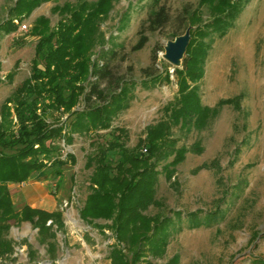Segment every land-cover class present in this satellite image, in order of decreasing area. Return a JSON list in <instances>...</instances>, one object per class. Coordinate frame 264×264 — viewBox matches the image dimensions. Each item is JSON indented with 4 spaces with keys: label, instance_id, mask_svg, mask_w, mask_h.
Masks as SVG:
<instances>
[{
    "label": "trees",
    "instance_id": "obj_1",
    "mask_svg": "<svg viewBox=\"0 0 264 264\" xmlns=\"http://www.w3.org/2000/svg\"><path fill=\"white\" fill-rule=\"evenodd\" d=\"M45 1L49 0H15L0 21V39L17 33L21 22ZM113 1L78 0L55 5L52 11L60 16L57 23L51 27L49 18L41 15L28 32L39 36L30 74L0 105V258L14 251V241L7 237L13 220L30 222L37 229L38 241L46 244L50 259H56V233L64 230L62 212L29 204L16 209L8 184L46 174L60 178L63 168L76 161L72 153L63 157L60 142L72 144L74 134L99 136L91 139L92 151L86 157L85 166L92 171L88 178L89 192L79 214L88 223L96 219L110 221L99 225L101 229H111L115 239L109 249L110 264H140L148 256L161 255L170 237L183 228L218 222L213 211L204 219L199 210L190 211L185 217L181 210H171V215L149 214L147 210L162 205L156 198L159 175L163 174L176 187L177 165L188 152L198 154L204 150L200 139L189 146L178 145L180 137L174 136V128L186 133L200 131L224 105L240 109L242 94L221 98L214 106L204 105L200 82L213 40L226 35L249 0H199L196 8L182 7L175 21L177 27L190 26V40L181 67L174 68L177 95L163 106L164 117L147 125L145 135L133 146L127 144L128 129L112 125L114 118L130 106L138 84L114 74L105 59L106 54H116L115 44L106 40L100 29ZM205 7L211 18L202 22ZM169 20L167 8L160 0H153L131 49H141L148 40L146 31L154 32ZM13 42L21 47L24 41L20 36ZM106 44L109 47L105 48ZM97 46L101 49L93 57ZM143 72L147 76L140 82L143 87L170 81L168 69L160 74L149 68ZM15 74L13 68L4 78L0 76V83L12 82ZM81 100L85 106L76 108ZM64 114L67 116L62 120ZM102 130L105 133H98ZM243 144L244 140L235 147L231 163ZM214 166H218L217 158L198 168ZM22 243H27L26 239ZM145 262L152 264L149 260ZM164 264H178L177 257ZM251 264H264V257H253Z\"/></svg>",
    "mask_w": 264,
    "mask_h": 264
},
{
    "label": "rangeland",
    "instance_id": "obj_2",
    "mask_svg": "<svg viewBox=\"0 0 264 264\" xmlns=\"http://www.w3.org/2000/svg\"><path fill=\"white\" fill-rule=\"evenodd\" d=\"M14 1L0 0V21ZM77 1L42 2L21 22L17 33L2 36L0 76L4 78L13 68H16V74L12 82L0 83V105L30 74L39 37L28 35L34 20L44 15L52 27L60 18L52 8ZM152 1L114 0L100 24L105 39L115 44L116 54H106L105 58L111 71L138 82L130 106L112 121L113 126L128 129L129 146L145 135L147 125L164 117L163 106L177 95L174 68L181 64H171L163 53L167 42L186 30V27H177V14L184 5L196 8L199 0H160L169 12V22L154 32L146 31L147 42L141 49L132 50ZM210 18V11L203 8L202 22ZM22 24L26 28H22ZM20 36L24 42L18 47L13 41ZM107 47L109 44L105 45ZM100 49V46L95 48L93 57ZM144 68L155 74L168 69L170 81L143 87L140 82L147 77ZM200 93L202 103L209 105H214L219 98L242 94L240 109L224 105L200 131L186 133L174 128V136L180 137L178 145L189 146L200 139L204 150L198 154L188 152L184 161L177 165L176 187L163 174L159 175L156 198L162 205L150 206L147 213L171 215V210H181L185 217L186 213L199 210L205 219V215L213 211L218 222L183 228L170 237L161 255L148 256L140 264H145L146 260L164 264L174 256L178 264H251L253 257H264V0H249L226 35L213 40L204 65ZM84 106L81 100L76 108ZM66 116L62 115L61 119ZM98 133H105V130ZM97 138L98 135L74 134L72 144L60 142L63 157L72 153L76 158L74 164L68 163L63 168L60 178L46 174L23 183L8 184L16 209L29 204L46 210H60L64 230L56 233V259L51 260L46 244L37 239V229L30 222L12 220L7 237L14 241V251L10 256L1 257L0 264H110L108 254L115 239L111 229L99 227L110 221L96 219L88 223L79 214L89 192L88 178L92 171L85 166L86 157L92 151L91 139ZM242 140L244 144L231 163L233 151ZM214 158L218 160L217 167L198 168ZM23 239L27 243H22Z\"/></svg>",
    "mask_w": 264,
    "mask_h": 264
},
{
    "label": "water",
    "instance_id": "obj_3",
    "mask_svg": "<svg viewBox=\"0 0 264 264\" xmlns=\"http://www.w3.org/2000/svg\"><path fill=\"white\" fill-rule=\"evenodd\" d=\"M190 40V26L183 34L177 35L173 40L167 42L163 57L175 66H179L185 54L186 47Z\"/></svg>",
    "mask_w": 264,
    "mask_h": 264
},
{
    "label": "crops",
    "instance_id": "obj_4",
    "mask_svg": "<svg viewBox=\"0 0 264 264\" xmlns=\"http://www.w3.org/2000/svg\"><path fill=\"white\" fill-rule=\"evenodd\" d=\"M224 98H227V97H224ZM219 99H221V98H219ZM219 99H218V100H219ZM218 100L215 102V104L218 102ZM215 104H214V105H215ZM204 105H207V106H214V105H209V104H204ZM50 211H51V210H50Z\"/></svg>",
    "mask_w": 264,
    "mask_h": 264
},
{
    "label": "built area",
    "instance_id": "obj_5",
    "mask_svg": "<svg viewBox=\"0 0 264 264\" xmlns=\"http://www.w3.org/2000/svg\"><path fill=\"white\" fill-rule=\"evenodd\" d=\"M21 27L22 28H26V25L25 24H22ZM143 151H145V149H143Z\"/></svg>",
    "mask_w": 264,
    "mask_h": 264
},
{
    "label": "bare ground",
    "instance_id": "obj_6",
    "mask_svg": "<svg viewBox=\"0 0 264 264\" xmlns=\"http://www.w3.org/2000/svg\"><path fill=\"white\" fill-rule=\"evenodd\" d=\"M243 42H241L240 44H242ZM244 44V43H243ZM241 47V45H239ZM243 48V47H242ZM245 49V48H244Z\"/></svg>",
    "mask_w": 264,
    "mask_h": 264
}]
</instances>
